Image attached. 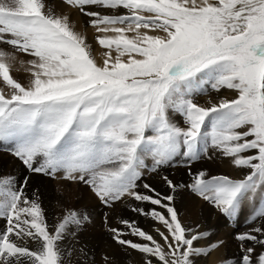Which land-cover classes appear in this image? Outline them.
Listing matches in <instances>:
<instances>
[{
	"label": "snow or ice",
	"instance_id": "snow-or-ice-1",
	"mask_svg": "<svg viewBox=\"0 0 264 264\" xmlns=\"http://www.w3.org/2000/svg\"><path fill=\"white\" fill-rule=\"evenodd\" d=\"M66 2L93 17L97 33L114 34L96 37L109 50L102 66L67 17L46 12L43 0H0V44L34 57L28 61L32 78L24 86L10 73L13 54L0 50V78L8 88L7 94L0 89V143L11 145L10 154L29 173L89 185L105 206L128 196L165 208L167 215L132 209L164 226L166 231L155 229L162 242L127 220L121 223L144 242L123 239L119 228L109 229L112 238L156 264H196L223 241L194 246L209 233H193L182 224L171 206L173 195L162 196L147 183L143 187L151 195L136 190L146 167L143 157L151 156L150 171L157 172L178 156L189 164L211 159L209 149H215L234 167L250 171L243 179H209L200 171L187 185L191 192L228 218L257 194L264 200V0ZM87 6L126 11L102 15ZM207 84L238 94L200 106L192 97ZM170 113L182 115L187 126L173 123ZM162 179L173 192L179 187L166 175ZM29 180L0 177V220L6 223L0 230V264H62L59 242L66 229L88 217L68 211L50 232L38 196L27 194ZM257 221L235 236L240 264H264V251L254 260L255 248L245 246L264 247V205L247 223ZM104 260L108 264V257Z\"/></svg>",
	"mask_w": 264,
	"mask_h": 264
},
{
	"label": "rangeland",
	"instance_id": "rangeland-1",
	"mask_svg": "<svg viewBox=\"0 0 264 264\" xmlns=\"http://www.w3.org/2000/svg\"><path fill=\"white\" fill-rule=\"evenodd\" d=\"M51 1H59V0H50V1L45 0L46 3H49ZM60 3L65 4L71 10L77 11L79 9L77 5L76 7H74L73 6L74 4H68L66 0H60ZM90 7L91 6H87L88 8L87 11H94V9H90ZM93 7H97V9H99L101 6H93ZM50 11L53 13V10ZM125 11L126 10L123 9H117L115 10V12H112L110 14L118 15L125 13ZM97 12H99L102 15L107 14L104 11H97ZM89 19L91 20L93 19V17H89ZM90 20L87 21L85 24H83V27L81 28L86 30V37L88 38L86 40V43L90 47V51L93 59L97 62L98 65L102 66L103 60L105 59L104 53L108 52L109 50L99 45L98 41L96 40V37L102 35H114V34L97 33L95 27H93L90 24ZM141 31H148V30L141 29ZM154 32L158 33V35H165L163 32H159V31H154ZM127 35L134 36L135 33L129 32L127 33ZM0 50H4L6 52L13 54L14 59L11 60L12 67L10 69V73L13 76V78L16 77V75L18 74L19 78H17L16 80L22 85L28 86L27 81L31 79L30 77H26V76H31V73L28 71V69L31 68V65L28 63V61L34 59V57L28 54L17 52L7 44H0ZM111 55L113 58L115 57L116 53L114 49L112 50ZM25 57L26 60L23 59ZM123 59L126 60L127 56L123 57ZM22 60L26 61L24 64V66L26 67L25 69H21L20 66H17L19 63H14L16 61L20 62ZM13 67H15L16 74H13L12 72ZM21 75H23L27 79L23 78V76ZM0 89H3L4 91L5 90L8 91V88L3 83L2 78H0ZM221 90L217 92L211 88L210 84H207L204 86V90L202 91L203 93L205 92L207 96L202 92H200L194 95L192 98L194 102H196L200 106L207 107V105L210 106V104H208L209 101H207V99L209 100V98L211 99L213 98V100L215 98L219 100L221 98L233 99L238 94L235 90H228L226 88H223ZM201 95L202 96L204 95L205 97L203 96L204 97L203 98ZM204 99H206V102ZM170 116L171 118H173L172 122L177 124L178 126L180 127L187 126L184 122V118L182 115L170 113ZM209 129H210V124L207 127H205L204 130L208 131ZM147 134L152 135L151 132H148ZM10 147L11 145L0 143V177H3L5 175H12V173H16L18 175L17 177H19L17 178V180L19 181L22 180L24 176H30V180L27 187V194L29 196H32L33 193H35L34 190L35 186H39V187L46 186V188H48L47 194H49V199H50L49 203L46 206H44L45 208H43L41 202L40 201L39 202L41 204L47 226L49 222L50 223L52 222L51 226L54 224L53 230L50 232H54L55 226L63 219L64 215L68 211L75 210L80 214L81 217L85 215L88 217V220L84 222L82 225L75 226L74 230L76 231L77 234L75 236L73 234L69 236L67 240L68 245L67 242H65V247L64 246L61 247V249L64 250L62 254L63 255L62 264H105L104 257H108V264H115V263L143 264V262H145L147 258L145 254H142L137 250H132L127 246L119 245L112 238L113 233H111L109 229L119 228L124 233H126L122 237L123 239L132 240L133 242H144L138 236H135V239L132 238L130 239V237L127 235L128 233H130V229H128L126 225L121 223V221L124 220L135 222L137 227L143 229L146 232L149 231L148 233L152 234L157 239L158 242H162L161 238L159 237L155 229L159 228L161 231H166L164 226L159 221L157 222V220L152 219L150 215L140 214L139 212L133 211L132 209L142 208L144 209L145 213H150L153 209H155L156 211H159L167 215L165 208L162 209V207L158 205H152L149 202L135 201L133 198L128 196H125L121 200L114 202L111 206H105L100 201V199L95 195V193L93 192L92 188L89 185H86L82 182L65 181L62 178H52L50 176H46L43 174L29 173L25 169L23 164L15 156L10 154L9 151ZM209 154L215 156L214 157L215 161H217L221 157L222 162L218 160L217 162H214L213 165L212 159L201 158L200 160L191 162V164H189L188 161L185 160L182 156H178L174 159L172 165L163 166L157 172L150 171L152 167L151 156H144L143 159L145 160L146 167L141 169L142 178L137 182L138 187L136 190L142 194L146 193L145 192L146 189L143 187V185L144 183H147L151 185V187L154 188L156 192L161 194L162 196L173 195L174 200L171 202V206H173L177 211L178 218L180 219L182 224L186 228L192 229L193 233L196 231L209 233V236L206 239H201L199 240L200 242L199 241L195 242L194 246H204V244L208 245L217 241L228 239L223 241L224 244L223 246L221 245L220 247L221 249L218 247L219 250L214 249L211 250L206 256L201 255L200 257H205L206 260H204L205 258L203 259L198 258L196 259L197 261L196 264H200L201 262L202 264H221V263L227 264L228 261L230 262V264L231 263L240 264L242 252H241L240 244L238 241H236L234 236H236L237 233H243L247 231L249 228L255 227L256 223H259V221H257L252 224H248L247 221L249 220L250 216L253 214L254 211H256L261 205H264V201L261 200L260 195L257 194L255 196V198L257 199L254 198L255 203L253 201H245L242 204L237 216L235 218H228L222 215L211 203L204 201L201 197L192 193L191 190L187 187V185L193 182V178L196 173L202 171V169H199V165H198L199 163L204 162L203 164H209L210 167L214 166L209 173L205 171V173H207L206 175H209L205 178L210 179L212 176H217V175H227L230 177L229 173L226 170V167H224L226 158L222 156V153H220L215 149L211 150L210 148ZM219 162L222 164V166ZM9 164L11 166L12 173L10 172ZM189 168L191 170L192 175L189 174ZM174 173L176 174V177L178 179L183 180V182L178 180L179 183L181 184L180 187L182 188L177 187V190H175V192H173V190L170 188L164 189V184L162 185L161 182V178L164 177L165 175L168 176V178L173 181L172 177ZM62 176H63L62 172L58 173V177H62ZM178 189L179 191L183 189L181 192L185 193V195H183L182 193L179 194L178 196V193H176ZM185 189H188L189 191L188 194H186L187 191H185ZM189 194L192 197L189 196ZM186 195L189 196L186 199L189 201V204H187V206H186V202L184 204V208H188L187 215H185L182 212V202L186 198ZM163 203H168V201H164ZM190 205H192L191 208L188 207ZM182 214H184V216ZM105 217H107V220L105 219ZM184 217L187 219H185ZM115 222L116 224L114 225L113 223ZM5 227H6L5 221L0 220V230H2ZM210 229L213 230L209 232ZM228 229H230V231ZM198 243L200 245H198ZM87 244L90 248H87ZM30 245L31 244H29V247ZM245 246H251L255 248V253L253 254L254 260L258 253L264 251V247L255 244L253 242H246ZM31 247L34 246L31 245ZM217 250L218 252H215ZM223 252L225 253L223 254ZM235 252L237 253V255ZM149 258L153 260V264H156L155 258L148 257L147 259Z\"/></svg>",
	"mask_w": 264,
	"mask_h": 264
},
{
	"label": "bare ground",
	"instance_id": "bare-ground-1",
	"mask_svg": "<svg viewBox=\"0 0 264 264\" xmlns=\"http://www.w3.org/2000/svg\"><path fill=\"white\" fill-rule=\"evenodd\" d=\"M50 1V0H49ZM43 2H44V4H45V11L46 12H48V11H50V10H53V13L51 12V14L52 15H54V16H57V17H61V18H64V17H67V20H68V24H69V26L73 29V31H75L76 33H78L79 35H81V36H83L84 37V39H85V43H86V40L88 39L87 37H86V30L85 29H82L81 27H83V24H85L87 21H89L90 19H89V16H86V15H84L81 11H79V9L77 10V11H75V10H71L70 8H68L65 4H63V3H60V0L59 1H51V2H49V3H46L45 2V0H43ZM48 2V1H47ZM74 7H76V5L74 4L73 5ZM99 8V7H98ZM88 9V8H87ZM90 9H94V11H104L105 13H107V14H110V13H112V12H115V10H112V9H107V8H104V7H100L99 9H97V7H93V6H91L90 7ZM79 11V12H78ZM141 31V30H140ZM141 32H144V31H141ZM110 34H112V33H110ZM149 34L150 35H158V33H156V32H154V31H149ZM87 44V43H86ZM23 59H25L26 60V57L25 58H23ZM25 60H22V61H20V62H18V61H16V62H14V63H19L17 66H20L21 67V69H25L26 67L24 66V64H25ZM12 72H13V74H16V72H15V67H13L12 68ZM26 73H27V71H26ZM21 76H23V75H21ZM26 77H30V78H32L31 76H26ZM26 77H24L23 76V78H26ZM15 79H17V78H19V75L17 74L16 75V77H14ZM27 79V78H26ZM30 80L31 79H29V81H27V83H28V85H29V83H30ZM222 91V90H221ZM7 90H5V93L7 94ZM224 92V91H223ZM203 93V92H202ZM236 93V92H235ZM203 94H205V92L203 93ZM209 94H212V93H209ZM230 94V93H229ZM237 94V93H236ZM206 95V94H205ZM202 96V95H201ZM200 96V97H201ZM204 96V95H203ZM202 96V97H203ZM207 96V95H206ZM222 96V95H221ZM236 96V95H235ZM205 97V96H204ZM203 97V98H204ZM210 97V96H209ZM213 97V96H212ZM218 98V97H217ZM202 99V98H201ZM205 100V102H206V99H204ZM219 99H214L213 100V98L211 99V98H209V100L207 99V101H211L212 103H217V102H219L218 101ZM204 103V102H203ZM209 104V103H208ZM208 106V105H207ZM173 119V118H172ZM212 150V149H211ZM213 152V151H212ZM211 152V153H212ZM216 152V151H215ZM221 156V155H220ZM215 156L214 155H211V159L213 160V165H214V162H217L218 160H220L221 161V157H220V159H216L217 161H215V158H214ZM219 158V157H218ZM223 159V158H222ZM225 160V159H224ZM6 161V160H5ZM8 161V160H7ZM222 162V161H221ZM204 162H202V163H199L198 165H199V169H202V171H206V172H210V170H212L213 169V167L214 166H212V167H210V165L209 164H203ZM220 163V162H219ZM221 164V163H220ZM9 166H10V164H9ZM221 166H222V164H221ZM224 166V165H223ZM224 167H226V170H227V172L229 173V175H230V178H233V179H243V177L245 176V174H247L248 173V171H250L249 169H247V168H241V169H238L237 167H234L233 165H232V163H231V159L230 158H226V160H225V166ZM4 168V167H3ZM204 169V170H203ZM10 172L12 173V171H11V166H10ZM19 174V173H18ZM207 174V173H206ZM219 174V173H218ZM12 175L13 176H15L16 178H19V177H17L18 175L16 174V173H12ZM215 175V174H214ZM5 176H7V175H5ZM207 176H209V175H206V177ZM21 178V177H20ZM173 183L175 184L176 183V185H178L179 187L181 186V184L179 183V181H181V182H183V180H181V179H178L177 177H176V174L174 173L173 174ZM160 179V178H159ZM185 179V178H184ZM192 179V178H191ZM179 180V181H178ZM185 181V180H184ZM159 182V181H158ZM161 182H162V185L164 184V189H166V188H169L168 186H167V184L163 181V179L161 178ZM190 183V182H189ZM184 184V183H183ZM180 188H182V187H180ZM30 189V188H29ZM34 190H35V194H37V196L39 195V201L41 202V204H42V206H43V208H45L44 206H46L48 203H49V194H47L48 193V188H46V186H42V187H39V186H35V188H34ZM177 190V189H176ZM183 190V189H182ZM181 190V191H182ZM29 191V190H28ZM181 191H179V189H178V191L176 192V193H178V196H179V194H182L183 192H181ZM185 191H187V193L186 194H188V189H185ZM147 194H149V195H151V193H149L147 190L145 191ZM175 192V191H174ZM183 195H185V193H183ZM189 196H191L190 194H189ZM188 195H186V198L184 199V201L182 202V212L185 214V215H187V212H188V208H184V204H185V202H186V206H187V204H189V201L188 200H186L188 197H189ZM192 197V196H191ZM255 199H257V198H255ZM258 201V200H257ZM256 201V202H257ZM260 201V200H259ZM264 201V200H263ZM164 202V201H163ZM255 203V202H254ZM260 203V202H259ZM251 204V203H250ZM191 206L192 205H190V206H188L189 208H191ZM258 206V205H257ZM256 206V207H257ZM214 208V207H213ZM163 209V208H162ZM211 209V208H210ZM250 209V208H249ZM45 213V212H44ZM184 214H182L183 216H184ZM192 214V213H191ZM190 214V215H191ZM218 214V213H217ZM166 215V214H165ZM181 215V216H182ZM189 215V214H188ZM213 215V214H212ZM216 215V214H215ZM188 217V216H187ZM185 218V217H184ZM215 218H217V217H215ZM185 219H187V218H185ZM214 220V219H213ZM224 221V220H223ZM158 222V221H157ZM225 222V221H224ZM154 223V222H153ZM3 224V223H2ZM51 224H52V222L50 223L49 222V224H48V229H49V231H52L53 230V226H54V224L51 226ZM114 225L116 224V222L115 223H113ZM144 225V224H143ZM2 226V225H1ZM75 226L76 225H69L68 226V228L66 229V233H65V235H64V237H63V239L59 242V247L61 248V247H65V242H67V240H68V238H69V236L71 235V234H73L74 236L77 234L76 233V231L74 230L75 229ZM77 228V227H76ZM218 229V228H217ZM202 230V229H201ZM200 230V231H201ZM213 230V229H212ZM211 229L209 230V232L210 231H212ZM229 231H230V229H228ZM232 230V229H231ZM75 231V232H74ZM219 231V230H218ZM149 232V231H148ZM202 232V231H201ZM215 232V231H214ZM81 233H83V232H81ZM195 233V232H194ZM217 233V232H216ZM221 234V233H220ZM233 234V233H232ZM81 235V234H80ZM129 237H130V239L132 238V239H135V236H133V235H131V233H128L127 234ZM228 235V234H227ZM221 236V235H220ZM230 236H231V234H230ZM233 236V235H232ZM235 237V236H234ZM81 238V237H80ZM223 238V237H222ZM88 240V239H87ZM225 240H228V239H225ZM225 240H222V241H225ZM237 241V240H236ZM200 242V241H199ZM227 242H229V241H227ZM234 242V241H233ZM85 243V242H84ZM29 244H31V242H29ZM224 244V243H223ZM223 244H222V246H223ZM236 244V243H235ZM32 245V244H31ZM31 245H30V247H31ZM67 245H68V242H67ZM73 245V244H72ZM85 245V244H84ZM97 245V244H96ZM198 245H200L199 243H198ZM203 245V244H202ZM205 245V244H204ZM34 246V245H33ZM92 246V245H91ZM94 247V246H93ZM100 247V246H99ZM221 247V246H220ZM219 247V248H220ZM232 247V246H231ZM87 248H90L89 246H88V244H87ZM219 248H216V249H218L219 250ZM215 249V250H216ZM221 249V248H220ZM223 249V248H222ZM130 250V249H129ZM218 250L217 251H215V252H218ZM122 251V250H121ZM234 251V250H233ZM107 252V251H106ZM129 252H131V251H129ZM116 253V252H115ZM220 253V252H219ZM218 253V254H219ZM225 252H223V254H224ZM236 253V252H235ZM138 254V253H137ZM107 255V254H106ZM236 255H237V253H236ZM216 256H217V254H216ZM222 256V255H221ZM77 257V256H76ZM142 258V257H141ZM148 258V257H147ZM146 258V259H147ZM199 258H201V259H203V258H205V257H199ZM219 258H220V256H219ZM223 258V257H222ZM198 259V258H197ZM218 259V258H217ZM119 260V259H118ZM117 260V261H118ZM145 260V259H144ZM204 260H206V258L204 259ZM120 261V260H119ZM203 261V260H202ZM211 261V260H210ZM228 261V260H227ZM199 262V261H198ZM229 262V261H228ZM227 262V264H230V262L228 263ZM196 263H197V261H196ZM200 263V262H199ZM219 263H221V262H219ZM116 264V263H115ZM143 264H144V262H143ZM200 264H202V262L200 263ZM222 264V263H221ZM232 264V263H231ZM234 264V263H233Z\"/></svg>",
	"mask_w": 264,
	"mask_h": 264
}]
</instances>
